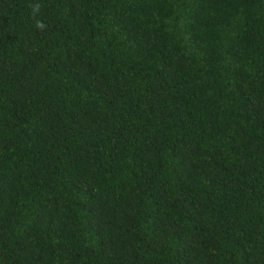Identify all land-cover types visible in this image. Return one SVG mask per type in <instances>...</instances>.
I'll return each instance as SVG.
<instances>
[{"label":"trees","instance_id":"1","mask_svg":"<svg viewBox=\"0 0 264 264\" xmlns=\"http://www.w3.org/2000/svg\"><path fill=\"white\" fill-rule=\"evenodd\" d=\"M0 264H264V0H0Z\"/></svg>","mask_w":264,"mask_h":264}]
</instances>
